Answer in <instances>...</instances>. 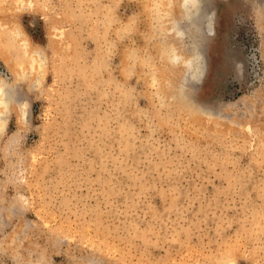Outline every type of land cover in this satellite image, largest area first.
Wrapping results in <instances>:
<instances>
[{"label":"rangeland","instance_id":"rangeland-1","mask_svg":"<svg viewBox=\"0 0 264 264\" xmlns=\"http://www.w3.org/2000/svg\"><path fill=\"white\" fill-rule=\"evenodd\" d=\"M8 1L46 71L0 133V264H264V0Z\"/></svg>","mask_w":264,"mask_h":264},{"label":"bare ground","instance_id":"bare-ground-1","mask_svg":"<svg viewBox=\"0 0 264 264\" xmlns=\"http://www.w3.org/2000/svg\"><path fill=\"white\" fill-rule=\"evenodd\" d=\"M3 1V0H2ZM12 1V0H11ZM22 1V0H21ZM161 1V0H160ZM165 1V0H164ZM192 0H182L183 3H187ZM197 0H195L196 3ZM261 1V0H260ZM10 3V0L8 1ZM13 2V1H12ZM11 2V4H12ZM27 2V1H26ZM179 2V1H178ZM259 2V1H258ZM7 3V2H6ZM5 3V5H6ZM8 3V4H9ZM166 3V2H165ZM188 3V4H189ZM15 4V2H14ZM24 4L25 3L24 1ZM2 5V3H1ZM0 5V6H1ZM171 5V4H170ZM186 5V4H185ZM200 5V4H198ZM263 5V4H262ZM10 6V5H9ZM181 6V5H180ZM179 6V7H180ZM264 6V5H263ZM11 7V6H10ZM161 7V6H160ZM167 7V6H165ZM164 7V8H165ZM185 7V6H184ZM188 7V6H187ZM162 8V9H164ZM183 8V7H182ZM194 8V7H193ZM192 8V9H193ZM2 9V14L0 12V59L4 63L5 68H1L0 71V133L5 129L7 122L9 120V117L11 113L16 111L18 113V118L19 122L24 123L25 121V116H26V110L25 106L27 104V101H29V97L25 95L24 87L27 86L29 89H33L35 81L38 80L39 77V72L42 71V76H44L46 67L43 62L44 58L41 56V51L35 47L33 43H31L27 36L23 33L21 30L20 25L18 22L15 20H10V17L8 16V19L6 17V7L4 6ZM180 9V8H179ZM186 9V8H185ZM198 9V8H197ZM196 9L195 13H191L187 15V19L190 21L191 19L194 18V23L196 24L199 21L200 14L198 10ZM205 9V8H204ZM211 9V8H210ZM159 10V9H158ZM187 10V9H186ZM189 10V8H188ZM187 10V11H188ZM184 11V9H183ZM185 12V11H184ZM190 12V10H189ZM188 12V13H189ZM194 12V11H193ZM185 14V13H184ZM171 15V14H170ZM183 15V14H182ZM177 16V15H176ZM14 17V16H13ZM183 17V16H182ZM163 18V17H162ZM170 18V17H168ZM204 19V17L202 16ZM183 19V18H181ZM186 19V20H187ZM215 19H216V12L214 10L210 11L208 14V21L204 26H199L197 25L195 28V34L196 36L194 37V60L195 63L193 62L194 65H196L195 72L191 74L189 73L186 81H185V86L189 82H193L192 86L194 84H197L198 81H200L203 77L204 73V66H203V41H200L198 36L202 34L204 38L205 36H212L215 34ZM163 20V19H162ZM161 20V22H162ZM162 24H164L162 22ZM161 24V26H162ZM198 24V23H197ZM181 25V24H180ZM179 25V26H180ZM201 27V28H200ZM181 28V27H178ZM163 29V28H162ZM183 30V29H181ZM167 31V30H166ZM165 32V31H164ZM183 32H185L183 30ZM167 33V32H165ZM170 33V32H169ZM172 33V32H171ZM175 34V33H174ZM181 35V33H179ZM190 36V35H189ZM174 37V36H173ZM176 37V36H175ZM178 37V36H177ZM183 37V36H181ZM165 38V37H164ZM180 38V37H179ZM171 39V38H170ZM174 40V39H173ZM192 40V39H191ZM168 41V40H167ZM170 41V40H169ZM168 41V42H169ZM192 43V42H191ZM178 47V46H177ZM181 47V45H180ZM171 48V47H170ZM186 48V47H185ZM192 50V47H191ZM182 51V50H181ZM187 51V50H186ZM185 51V52H186ZM192 52V51H191ZM19 53L21 54L20 56ZM168 54V53H167ZM168 56V55H166ZM171 56V54H170ZM165 57V56H164ZM168 58V57H167ZM182 56L179 55H173L172 60L176 62H180L182 60ZM42 59V60H41ZM168 60V59H167ZM193 60V61H194ZM206 60V59H205ZM161 61V60H160ZM185 62V61H184ZM192 62V61H191ZM161 63V62H160ZM170 63V62H169ZM168 63V64H169ZM188 63V62H187ZM186 63V64H187ZM190 64V63H189ZM165 65V64H164ZM163 65V66H164ZM166 66V65H165ZM179 66V65H178ZM182 66V65H181ZM195 67V66H194ZM7 68V69H6ZM165 68V67H164ZM179 68V67H178ZM184 68V67H183ZM3 69V70H2ZM172 70V68H170ZM177 69V68H176ZM8 70V72H7ZM168 70V69H167ZM170 70V71H171ZM179 70V69H178ZM181 70V69H180ZM169 71V70H168ZM182 73V72H181ZM192 76H191V75ZM180 75V74H179ZM191 76V79H190ZM181 77V76H180ZM40 79V78H39ZM182 80V79H181ZM193 80V81H191ZM41 81V80H40ZM40 81L38 85L40 84ZM177 81V80H176ZM38 82V81H37ZM179 82V80H178ZM183 82V81H182ZM180 84V83H179ZM37 84H35L36 86ZM191 85V84H190ZM179 86V85H178ZM196 86V85H195ZM38 87V86H37ZM182 93H186L188 91H185L184 87L181 88ZM177 90V89H176ZM188 90V89H187ZM193 93V92H192ZM190 95V94H189ZM180 96V95H179ZM182 96V95H181ZM184 96V95H183ZM182 96V98H183ZM188 96V95H187ZM192 96V95H191ZM193 98V97H192ZM190 99V98H189ZM194 99V98H193ZM188 100V99H187ZM189 102V101H188ZM196 102V101H195ZM197 105V104H196ZM28 109V108H26ZM3 134V133H2ZM18 140V139H17ZM13 143L15 144L16 141ZM12 144V142H11ZM13 144V145H14ZM16 145V144H15ZM4 146V145H2ZM12 146V145H11ZM1 147V146H0ZM13 147V146H12ZM1 151V150H0ZM18 175V174H17ZM10 179H12L10 177ZM21 208V207H20ZM3 211V210H2ZM1 211V212H2ZM4 216V215H3ZM3 219V218H2ZM4 226H2L3 228ZM11 240V239H10ZM60 242V241H59ZM49 245H53L49 244ZM37 247V245H35ZM40 248V247H39ZM95 249V248H94ZM93 249V251H94ZM34 250V249H33ZM43 250V249H42ZM96 250V249H95ZM35 253V252H34ZM39 254V253H38ZM36 256V255H35ZM40 256V255H39ZM45 256V255H44ZM47 256V255H46ZM37 257V256H36ZM89 258V257H87ZM39 259V258H38ZM42 261H45L44 259ZM86 261V260H85ZM96 262V261H94ZM43 263V262H41ZM93 264V263H92ZM229 264V263H227Z\"/></svg>","mask_w":264,"mask_h":264}]
</instances>
